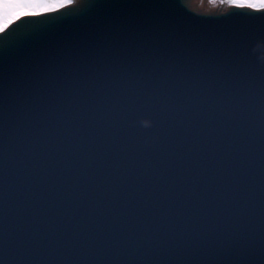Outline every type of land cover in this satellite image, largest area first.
I'll list each match as a JSON object with an SVG mask.
<instances>
[{"label":"water","instance_id":"95a60500","mask_svg":"<svg viewBox=\"0 0 264 264\" xmlns=\"http://www.w3.org/2000/svg\"><path fill=\"white\" fill-rule=\"evenodd\" d=\"M226 8L209 0H76L24 18L0 36V264H102L99 257L53 249L56 238L73 236L80 218L101 198L90 194L77 210L70 193L81 173L103 179L104 156L119 167L117 176L127 177L129 188L150 172L155 179L178 168L197 172L203 165L207 172L197 191L208 193L211 221L219 218L218 226L226 228L229 215L237 213L232 219L252 231L258 247L264 211V14L244 18L227 8L230 13L223 15ZM237 37L242 42L233 47ZM53 145L63 151L46 157ZM177 152L182 161L175 159ZM89 154L97 156L95 165ZM65 155L71 156L70 170ZM223 166L230 173L225 188L241 178L240 189L226 196L224 188L208 182ZM21 229L47 230L50 247L27 256L5 251V231ZM87 243V233L74 241L77 249ZM229 259L198 256L190 264ZM104 260L176 264L174 257Z\"/></svg>","mask_w":264,"mask_h":264},{"label":"snow or ice","instance_id":"6c2138e0","mask_svg":"<svg viewBox=\"0 0 264 264\" xmlns=\"http://www.w3.org/2000/svg\"><path fill=\"white\" fill-rule=\"evenodd\" d=\"M76 0H0V36L4 35L12 25L28 17H39L73 6ZM210 4L226 5L235 9L244 18L252 14H264V0H209ZM164 7L165 5H145ZM225 9L223 15L230 12ZM242 37L234 38L233 47L242 42ZM260 41H264L262 36ZM153 116V113H146ZM108 145L105 147V153ZM232 151V145L228 146ZM63 151L59 145H53L46 157ZM7 158V154H2ZM177 161H182L179 152L175 154ZM91 165L97 163V156L89 154ZM72 159L65 155V167L70 170ZM102 180L94 176L85 177L84 173L76 177L72 186V204L78 210L92 197L101 198L91 204L90 210L80 218L77 231L71 238H56L53 249L57 253L76 252L82 255L101 258L102 264H111L104 258L136 256V257H169L175 258L176 264H190L191 258L198 256L206 258H230L227 264H264V211L260 214L259 244L254 242L252 231L229 215L227 227L218 226L210 218L212 209L208 193H201L197 188L205 178L207 169L198 165V171L189 168H178L176 172L153 178L150 172L143 178L138 177L134 186H127V177L121 179L116 174L120 169L115 164L105 160L99 161ZM233 165H229V168ZM129 172L133 174L135 162L130 161ZM54 168H50L51 175ZM218 175L208 181L212 185L224 188V195L230 189L236 192L241 187V178H235L234 184L224 186L225 175L230 174L224 166L218 168ZM191 186V187H189ZM264 188V185H262ZM110 199L105 202L103 197ZM181 196L184 199H181ZM239 206V201H233ZM187 209L186 214L183 209ZM214 215V213H212ZM183 216L184 222L178 223V217ZM207 220L208 224L201 223ZM230 221V223H229ZM81 233L88 234V243L76 248ZM52 235L45 229L32 231L19 230L15 233L5 231L3 245L5 251L11 249L21 256L39 252L41 248L50 247L46 241H51ZM69 244H73L70 248ZM235 258L232 260L231 258ZM199 264V262H198Z\"/></svg>","mask_w":264,"mask_h":264}]
</instances>
